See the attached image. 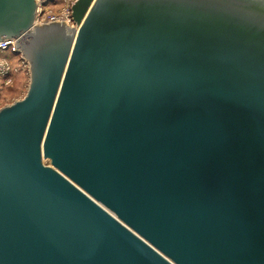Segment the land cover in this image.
I'll return each instance as SVG.
<instances>
[{"label": "water", "instance_id": "water-1", "mask_svg": "<svg viewBox=\"0 0 264 264\" xmlns=\"http://www.w3.org/2000/svg\"><path fill=\"white\" fill-rule=\"evenodd\" d=\"M0 0V264H264V0Z\"/></svg>", "mask_w": 264, "mask_h": 264}, {"label": "rangeland", "instance_id": "rangeland-1", "mask_svg": "<svg viewBox=\"0 0 264 264\" xmlns=\"http://www.w3.org/2000/svg\"><path fill=\"white\" fill-rule=\"evenodd\" d=\"M72 2L73 0H39V17H44L46 13L66 12ZM0 62L8 64L0 67V106H2L24 95L28 83V72L26 62L18 52L12 50V47L0 51Z\"/></svg>", "mask_w": 264, "mask_h": 264}, {"label": "built area", "instance_id": "built-area-1", "mask_svg": "<svg viewBox=\"0 0 264 264\" xmlns=\"http://www.w3.org/2000/svg\"><path fill=\"white\" fill-rule=\"evenodd\" d=\"M39 3V2H38ZM40 8V7H39ZM39 11L40 9L36 12V17L39 19V21H44V20H53V19H65L68 22H72V17H71V9L67 10L66 12H62L61 14H55V13H46V15L43 17H39ZM8 47H12V50H15L13 47V41L10 39H2L0 40V51H3L7 49ZM8 65L6 62H0V67H4Z\"/></svg>", "mask_w": 264, "mask_h": 264}, {"label": "bare ground", "instance_id": "bare-ground-1", "mask_svg": "<svg viewBox=\"0 0 264 264\" xmlns=\"http://www.w3.org/2000/svg\"><path fill=\"white\" fill-rule=\"evenodd\" d=\"M38 2H39V0H38ZM40 8H39V5H37V11L39 10ZM36 20L37 21H39V19L36 17Z\"/></svg>", "mask_w": 264, "mask_h": 264}]
</instances>
